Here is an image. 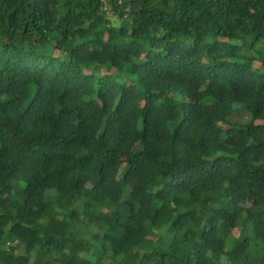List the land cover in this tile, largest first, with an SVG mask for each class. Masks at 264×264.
I'll return each mask as SVG.
<instances>
[{"label":"trees","instance_id":"obj_1","mask_svg":"<svg viewBox=\"0 0 264 264\" xmlns=\"http://www.w3.org/2000/svg\"><path fill=\"white\" fill-rule=\"evenodd\" d=\"M0 264H264V0H0Z\"/></svg>","mask_w":264,"mask_h":264},{"label":"rangeland","instance_id":"obj_2","mask_svg":"<svg viewBox=\"0 0 264 264\" xmlns=\"http://www.w3.org/2000/svg\"><path fill=\"white\" fill-rule=\"evenodd\" d=\"M248 117H249V115H248V113L246 111L240 110V111H234L232 113L231 119L234 122L242 124V123H244V122H246L248 120ZM232 232L234 234H236V231H232ZM237 252H238V250L234 249V253H237Z\"/></svg>","mask_w":264,"mask_h":264}]
</instances>
